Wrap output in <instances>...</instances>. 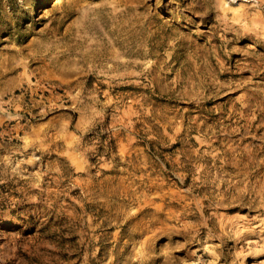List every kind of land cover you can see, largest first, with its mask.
I'll return each instance as SVG.
<instances>
[{"label":"rangeland","instance_id":"rangeland-1","mask_svg":"<svg viewBox=\"0 0 264 264\" xmlns=\"http://www.w3.org/2000/svg\"><path fill=\"white\" fill-rule=\"evenodd\" d=\"M0 264H264V0H0Z\"/></svg>","mask_w":264,"mask_h":264}]
</instances>
